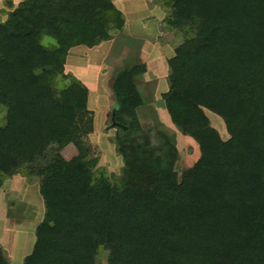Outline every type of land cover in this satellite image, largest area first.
Segmentation results:
<instances>
[{
    "label": "trees",
    "instance_id": "trees-1",
    "mask_svg": "<svg viewBox=\"0 0 264 264\" xmlns=\"http://www.w3.org/2000/svg\"><path fill=\"white\" fill-rule=\"evenodd\" d=\"M161 5L183 37L161 97L199 150L181 175L171 139L139 122L144 65L112 84L120 178L95 170L84 143L88 89L73 76L56 86L71 48L122 31L111 0H22L0 22V187L36 177L45 209L24 264H98L103 251L107 264H264V0ZM205 111L222 119L227 140ZM68 145L77 150L70 160ZM0 264H9L1 250Z\"/></svg>",
    "mask_w": 264,
    "mask_h": 264
},
{
    "label": "rangeland",
    "instance_id": "rangeland-1",
    "mask_svg": "<svg viewBox=\"0 0 264 264\" xmlns=\"http://www.w3.org/2000/svg\"><path fill=\"white\" fill-rule=\"evenodd\" d=\"M21 1L0 0V22L6 21L8 18L7 14L15 10ZM112 1H115L116 7L122 12L124 21H127V26L124 24L122 32L113 35L114 41L108 44L111 46V48L108 46V51L110 52L107 53L108 56L102 59V49L88 50L89 48L82 46L81 49H84V52L76 51L69 53V57L67 55L64 77L56 78L58 89L71 83L70 76L81 82L83 81L84 83L82 82V84L88 89L87 109L89 112L88 119H91V128L86 126L88 131L84 134L83 140L91 148V157L96 159L95 170L104 171L109 179L120 178L124 167L122 157L118 152L117 129L111 126V110L114 105L112 82L118 72L116 71L117 68L139 64L137 58L128 56L127 53H130L133 49H139L151 39L152 33H155L157 28L156 25L160 24L157 29L160 31L159 44L164 49L166 47V50L162 52L155 46L156 44H153L155 48L149 60L150 74L147 77L151 84L156 72H159V76L160 74L164 75L161 71L163 53L168 59L172 50L183 41L181 35L176 34L172 28L165 24L164 20L167 14L162 8L161 0ZM153 20H155V23ZM50 42L55 43L49 38L42 40V44L45 46L50 45ZM117 55L120 57L119 59ZM110 61H112L111 64H109ZM146 66L147 68L149 67V62H147ZM168 76L169 70L167 71V81L169 82ZM141 79L144 80L143 76L137 78V80ZM166 85H168L167 82ZM165 88L164 80L161 79V86L154 87L150 97L144 98L143 105H146L147 108L140 110L138 119L139 122L141 121L140 124L143 129L152 130V136H154L153 132L157 130L171 139L178 150V161L175 169L178 175H181L198 160L199 150L197 144L190 137L178 132L179 130L172 124L169 114L164 109V102L161 97L163 95L161 91ZM1 110L4 111V109L0 107V124L4 117ZM205 112L210 126L217 131L222 140H227L229 136L222 119L209 111ZM61 154L66 160H70L77 155V150L73 145H68L61 151ZM14 176V190H12L9 182L14 179L13 176L5 180L0 187L2 188L7 182V188L4 189L3 193L10 191V194L6 195L3 201L11 206L10 209L5 210L0 206V250L9 264H24L26 256L32 250L34 239H36L35 227L43 221L45 209H43L44 204L41 206L40 202H38V198L41 199L36 190L37 188L39 190V180L36 177ZM19 184L22 186L26 185V196L30 200L21 196L23 192L18 194L22 190V186ZM33 198L35 204L32 208H28V204L32 203ZM40 201L43 202L42 199ZM107 256V251L101 252L98 256V264H107Z\"/></svg>",
    "mask_w": 264,
    "mask_h": 264
},
{
    "label": "crops",
    "instance_id": "crops-1",
    "mask_svg": "<svg viewBox=\"0 0 264 264\" xmlns=\"http://www.w3.org/2000/svg\"><path fill=\"white\" fill-rule=\"evenodd\" d=\"M112 1V0H111ZM112 3L114 4V6L116 7V4H115V1L113 2L112 1ZM117 8V7H116ZM118 9V8H117ZM119 10V9H118ZM120 11V10H119ZM121 12V11H120ZM122 13V12H121ZM122 16H123V14H122ZM166 18V17H165ZM153 22L155 23V20H153ZM124 24L127 26V21H124ZM160 24H157L156 26H157V28L155 29V33H152L153 35H152V38L151 39H149L146 43H144L139 49H133L132 51H130V53H127L128 54V56H133V57H135V58H137L138 60H139V64H137V65H144L145 66V72L143 73V74H141V75H139V76H143V79L144 80H137V78L139 77V76H137L136 78H135V83H136V87H137V89H138V91H139V93L141 94V97L143 98V101H144V98L145 97H147V98H149L150 97V93L154 90V87H160L161 86V79H163L164 80V85H165V89L164 90H162L161 92H162V94H165L168 90H169V82L167 81V71L169 70V67H168V64H167V60H169L170 58H172L173 56H174V50H172V53H171V56L168 58V59H166V56H164V53H163V58H162V72H163V74L164 75H161L160 74V76H159V72H156V74L154 75V79H153V83H149V81H148V79H147V77L149 76V74H150V57H151V54H152V52H153V50H154V46H153V44H156L155 46L157 47V48H159V50H161L162 52H165V50H166V47H165V49L163 48V46L162 45H160L159 44V37H160V35H159V33H160V31H158L157 29H158V26H159ZM124 27V26H123ZM122 30H123V28H122ZM122 32V31H121ZM114 41V38L112 37V39H110L109 41H106V42H102L101 44H99L98 46H95V47H93V48H89L88 50H103V52H102V54H101V52L100 51H98V53H100L103 57H102V59H104V57H106V56H108V46H110V45H108V44H110L111 42H113ZM149 41H150V43H149ZM54 42V41H53ZM50 44H54V43H51L50 42ZM147 44V45H146ZM159 45V46H158ZM81 47L82 46H77V47H74V48H71L70 49V51H69V53H72V52H76V51H80V52H84V49H81ZM85 48H87V47H85ZM109 48H111V46L109 47ZM69 53H68V57H69ZM110 53V52H109ZM116 56V55H115ZM117 57H118V59L120 58L118 55H117ZM123 61H124V59H123ZM147 62H149V67L147 68V66H146V64H147ZM112 63V61H110L109 62V64H111ZM134 66H136V65H134ZM130 67H132V66H130ZM123 68H125V67H123ZM123 68H117V70L116 71H121ZM117 72V73H118ZM169 73H170V71H169ZM117 75V74H116ZM116 75L114 76V78H113V81H114V79H115V77H116ZM160 77V78H159ZM166 78V79H165ZM81 82V81H80ZM83 82V81H82ZM81 82V83H82ZM166 82H167V84L168 85H166ZM84 83V82H83ZM112 84H113V82H112ZM84 85V84H83ZM85 86V85H84ZM86 87V86H85ZM88 95H89V93H88ZM112 95H113V93H112ZM111 98H113V97H111ZM114 103H115V101H114ZM113 103V104H114ZM144 104V103H143ZM142 108H147L146 107V105L144 106V105H142L141 107H138L137 108V110H136V112H137V116L139 117V112H140V110L142 109ZM164 109H165V107H164ZM166 110V109H165ZM170 117V116H169ZM171 120V119H170ZM140 123H141V121H140ZM173 124V123H172ZM175 128L176 129H178L176 126H175ZM174 128V129H175ZM178 132H180V131H178ZM187 137V136H186ZM15 176H13V178H14ZM14 180H15V178L14 179H12V180H10L9 182H10V185H11V187H12V190H14V187H13V184H14ZM7 182L4 184V186L2 187V188H0V206L1 207H3L4 208V210L5 209H10L11 208V206L7 203V204H5V202L3 201L4 200V198H5V196L6 195H9L10 194V191L9 192H7V193H3V191H4V189L5 188H7ZM20 186H22L21 184H19ZM20 186H18V187H20ZM22 188V190H21V192L20 193H18V194H21L22 192V194H21V196L22 197H24V198H27V199H29L30 200V198L29 197H27L26 196V192H27V188H26V185L24 186H22L21 187ZM36 188H37V185H36ZM37 191H38V193H39V190H38V188L36 189ZM40 195V194H39ZM36 198H38L37 196H36ZM42 199V198H41ZM41 199H39L38 198V202H40V204H41V206H43V202L42 201H40ZM33 201H31V202H29V203H31V204H28V208H32L33 206H34V198L32 199ZM44 207V206H43ZM44 209V208H43ZM3 210V211H4ZM2 217H3V215H2ZM36 228V227H35ZM34 243H35V239H34ZM33 246H34V244H33ZM33 246H32V249H33ZM31 252H32V250H31ZM30 252V253H31ZM29 253V254H30ZM27 257V256H26Z\"/></svg>",
    "mask_w": 264,
    "mask_h": 264
},
{
    "label": "water",
    "instance_id": "water-1",
    "mask_svg": "<svg viewBox=\"0 0 264 264\" xmlns=\"http://www.w3.org/2000/svg\"><path fill=\"white\" fill-rule=\"evenodd\" d=\"M116 123L114 122V113L111 114V126L114 127Z\"/></svg>",
    "mask_w": 264,
    "mask_h": 264
}]
</instances>
